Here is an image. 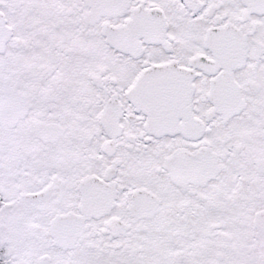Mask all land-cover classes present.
Wrapping results in <instances>:
<instances>
[{
    "label": "snow or ice",
    "instance_id": "1",
    "mask_svg": "<svg viewBox=\"0 0 264 264\" xmlns=\"http://www.w3.org/2000/svg\"><path fill=\"white\" fill-rule=\"evenodd\" d=\"M0 264H264V0H0Z\"/></svg>",
    "mask_w": 264,
    "mask_h": 264
}]
</instances>
